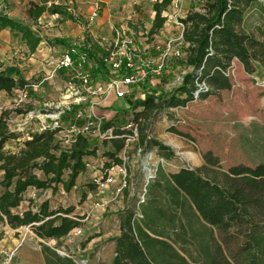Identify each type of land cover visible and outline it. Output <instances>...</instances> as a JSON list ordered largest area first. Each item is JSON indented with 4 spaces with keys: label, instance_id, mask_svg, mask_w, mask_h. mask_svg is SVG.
Returning <instances> with one entry per match:
<instances>
[{
    "label": "rangeland",
    "instance_id": "1",
    "mask_svg": "<svg viewBox=\"0 0 264 264\" xmlns=\"http://www.w3.org/2000/svg\"><path fill=\"white\" fill-rule=\"evenodd\" d=\"M154 1L49 0L47 6L59 5L73 19L45 13L34 24L26 14L29 0H0V12L31 24L41 35L45 50V53L41 49L36 50L31 55L19 36L11 31L0 34V62L4 66H16L30 82L26 90L15 89L10 94L0 92V114H4L10 128L20 134L18 139L6 142V149L16 151L30 133L42 127H53L55 122L62 127L57 139L62 146H67L65 140L71 135L66 131L68 125L82 126L86 120L76 118L77 110H87L92 106L96 118H100L102 124L108 122L112 131L122 130L130 122L137 128L139 137L140 121L146 126L149 138L160 141L172 152L167 157L156 147L143 148L138 142L142 147L138 153L136 146L130 144L126 183L121 193L115 196V189L121 182L118 174L112 176L111 184L90 189L94 172L98 170V174H104L103 162L110 161L103 156V152L110 148V138L104 144V139H100L95 130H89L86 134L97 140L98 157H89L93 168H88L77 179L76 187L65 192L59 186L55 193L49 189L36 191L30 188L24 193L25 199L33 198L36 203L49 199L55 208L73 206L75 209L70 216L79 217L80 231H71L56 244L55 240L35 237L27 228L14 230L0 222V264H43L42 244L71 256L77 264H111L115 248L113 238L119 235L121 215L127 212L152 239L167 242L190 264H203L200 243L207 240V230L201 227L200 220L186 212L188 209L182 210L170 204L163 190L153 188V202L148 200L150 185L144 186L148 170L153 169L156 174L154 184L160 182L166 185L169 174L181 167L195 169L202 166L206 152L218 159V165L213 167L217 170H226L239 163L249 166L264 163V69L260 66L253 73H246L234 60L226 71L231 82L230 89L220 90L205 98L197 94L184 106L147 111L146 118L141 117L136 122L133 118L142 110V107L133 106L136 100L170 92L179 86L182 76L190 70L182 65V59L167 58L161 75H149L140 85L131 87L122 99L110 94L107 98L91 96L79 104L72 102L69 84H77L75 79H71L74 71L63 68L67 70L65 75L60 71L62 69L57 68L65 52L87 48L86 43L91 40L109 52L139 54L153 62L158 56L156 46L163 48L168 42L173 47L181 46L177 22L191 8L198 9V0H176L164 13L168 21L162 30L150 35ZM263 24L264 17L256 4L245 10L243 28L246 31L252 32L255 26ZM116 31L119 33L118 39ZM53 54L54 60L50 58ZM79 62L74 57V68L89 72L93 85L107 81V66L104 74L95 75L91 59H86L85 63ZM80 94L86 95L84 92ZM26 206L24 200L16 210L20 211ZM90 237L92 240L83 246ZM155 248L166 251L160 244H155ZM150 257L154 259V264L160 259L158 255L152 254Z\"/></svg>",
    "mask_w": 264,
    "mask_h": 264
},
{
    "label": "trees",
    "instance_id": "2",
    "mask_svg": "<svg viewBox=\"0 0 264 264\" xmlns=\"http://www.w3.org/2000/svg\"><path fill=\"white\" fill-rule=\"evenodd\" d=\"M173 1H154L150 35L162 30L167 20L164 13ZM253 4L264 17V0H198V9L193 7L179 18L184 44L181 62L190 70L170 92L136 100L133 106L142 107V110L135 114L133 121L146 118L147 111L184 106L197 94L205 98L230 89L226 71L234 60L246 73H253L258 66L264 69V24L255 26L252 32L243 28L245 10ZM45 13L73 19L64 8L54 4L47 6L46 1L30 2L26 10L34 24ZM5 28L19 36L30 53L42 41L31 24L0 12V31ZM86 45L87 48H80L73 58L84 55L88 61L92 60L95 75L104 74L109 50L91 40ZM201 83L206 88L200 87ZM28 87L30 82L19 68L0 62V92L10 94L15 89L26 90ZM138 125V142L143 148L156 147L165 156H171L169 147L149 138L146 126L140 121ZM108 127L111 126L106 122L101 128ZM61 129L60 125L30 133L16 151H11L5 148L6 142L18 139L20 134L11 129L4 114H0V222L14 230L27 228L35 237L55 240L56 244L73 229L80 228L79 217L70 216L75 208H55L49 199L36 203L33 198L25 199L24 193L30 188L36 191L49 189L55 193L59 186L69 192L76 187L77 179L86 173L87 158H94L98 151L97 140L83 134L75 135L69 145L62 146L57 139ZM127 132L126 129H113L114 137L108 141L110 148L103 152L110 160L103 162L105 171L120 163L118 152L124 145V138L120 136ZM105 140L104 144L107 143ZM203 159L204 164L198 168L181 167L169 174L166 185L154 184L156 174L148 185L163 190L170 204L188 209V214L202 222L201 227L207 230V240L200 243L203 264H264V163L254 166L239 163L226 170H217L213 167L218 165V159L210 152L204 153ZM90 183V189H94L96 184ZM24 200L27 206L17 211ZM146 225L151 227L148 222ZM119 231L113 238L115 248L111 264H154L152 254L160 256L155 264H190L167 242L152 239L136 224L130 212L121 215ZM91 239L87 238L83 246ZM155 244L162 245L166 251L157 250ZM42 252L45 264H77L71 256L60 255L44 244Z\"/></svg>",
    "mask_w": 264,
    "mask_h": 264
},
{
    "label": "built area",
    "instance_id": "3",
    "mask_svg": "<svg viewBox=\"0 0 264 264\" xmlns=\"http://www.w3.org/2000/svg\"><path fill=\"white\" fill-rule=\"evenodd\" d=\"M97 2H101L102 0H96ZM95 15V14H93ZM177 25L180 27L179 34V44L180 47H173L171 42H168L165 47L160 48V46H156V50L158 52V56L153 62H150L147 58H143L139 54L129 55L126 52H110L109 58L105 60L106 66L108 68V79L104 84H96L93 85L91 83V77L89 72L85 70H81L80 68H74V58L73 54L77 52L75 49L65 52L57 63L58 69H72L74 71L71 79H75L77 84L70 83L69 86L71 88V95L73 97L72 102L79 104L82 101H87L88 97L91 96H104L108 97L110 94L114 96L116 99L124 98L128 93L129 89L133 86L140 85L144 80H146L149 75L159 76L163 72L166 67V60L169 57L182 59L184 54L181 50L182 46H184L182 41V30L183 25L180 22H177ZM117 39L119 38V33L116 31ZM79 63H85L86 57L84 55H80L77 57ZM78 63V64H79ZM80 65V64H79ZM200 87L206 88L204 83L199 84ZM80 92H84L86 95L80 94ZM93 107L90 106L87 110L78 109L76 112V118L82 119L86 118L84 124L82 126H76L74 124H70L66 131L71 133V135L66 139L67 145H69L73 140L74 136L77 134L87 135L89 130H95L98 133V137L100 139H108L114 137L112 135V127H108L102 130V122L100 118H96L93 114ZM87 114H84V113ZM60 126L58 122L54 123V127ZM48 127H42L45 129ZM128 132L125 135L120 137L124 138V145L121 150L118 152V158L120 159V163L116 165H112L108 168L104 174H98V170L94 172L92 176V182L96 184L97 187H104L113 182V175L118 174L121 176V182L119 186L115 189V196L119 195L126 183V175H127V151L130 144L136 146V151L139 153L142 151V147L138 143V131L137 128L130 122H128L125 128ZM89 161L85 162L86 168H93ZM97 172V173H96ZM146 176V181L144 186H147L149 183L153 181L155 177V172L153 170H148ZM145 191V190H144ZM144 196V194H143ZM143 196H141V200L143 201ZM73 230L80 231V228H75ZM72 230V231H73Z\"/></svg>",
    "mask_w": 264,
    "mask_h": 264
},
{
    "label": "crops",
    "instance_id": "4",
    "mask_svg": "<svg viewBox=\"0 0 264 264\" xmlns=\"http://www.w3.org/2000/svg\"><path fill=\"white\" fill-rule=\"evenodd\" d=\"M42 1H46L47 3H48V1L49 0H42ZM42 1H35V0H29V2H28V5H29V3L30 2H34V3H41ZM153 1V0H152ZM175 1L176 0H174L173 2H172V4L170 5V6H172L174 3H175ZM28 5H27V8H28ZM169 6V7H170ZM27 8H26V10H27ZM153 15H154V12H153V10L151 9V16H150V27H151V24H152V19H153ZM9 17H11V18H15L16 16H11V15H8ZM184 16H182V18H183ZM15 19H17V18H15ZM166 21H168V20H166ZM10 30H9V28H5V29H2L1 31H0V34L1 33H5V32H9ZM161 31V30H160ZM40 35V34H39ZM41 36V35H40ZM42 42L43 41H41L40 43H39V45L37 46V48H36V50L38 51L39 49H41V51H42V53H45L44 51L45 50H43V47H42ZM35 50V51H36ZM35 51L33 52V53H31V55H33L34 53H35ZM46 56V55H45ZM54 54L53 55H51L50 56V58L51 59H53L54 58ZM29 59H31L32 60V58H29ZM34 60V59H33ZM54 60V59H53ZM61 72H63L65 75H66V73H67V70H65V69H62V70H60ZM93 114L95 115V112H94V110H93ZM87 160L88 161H91V160H89V158H87ZM97 161H99V158L97 159ZM150 170H153V169H150ZM148 200L150 201V202H153V184H151L150 186H149V192H148ZM77 208L79 207V206H76ZM92 240V239H91ZM90 240V241H91ZM43 264H45V261L43 260Z\"/></svg>",
    "mask_w": 264,
    "mask_h": 264
},
{
    "label": "water",
    "instance_id": "5",
    "mask_svg": "<svg viewBox=\"0 0 264 264\" xmlns=\"http://www.w3.org/2000/svg\"><path fill=\"white\" fill-rule=\"evenodd\" d=\"M58 254L60 255H65L64 253L60 252V251H56Z\"/></svg>",
    "mask_w": 264,
    "mask_h": 264
}]
</instances>
